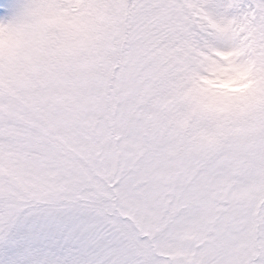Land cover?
<instances>
[{
    "label": "snow or ice",
    "instance_id": "obj_1",
    "mask_svg": "<svg viewBox=\"0 0 264 264\" xmlns=\"http://www.w3.org/2000/svg\"><path fill=\"white\" fill-rule=\"evenodd\" d=\"M0 264H264V0H0Z\"/></svg>",
    "mask_w": 264,
    "mask_h": 264
}]
</instances>
